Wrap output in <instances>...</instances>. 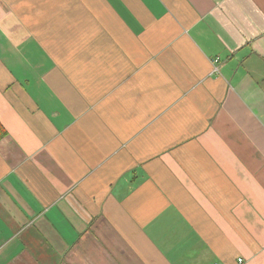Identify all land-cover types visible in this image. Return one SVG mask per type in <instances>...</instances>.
<instances>
[{
	"label": "crops",
	"instance_id": "obj_1",
	"mask_svg": "<svg viewBox=\"0 0 264 264\" xmlns=\"http://www.w3.org/2000/svg\"><path fill=\"white\" fill-rule=\"evenodd\" d=\"M0 123V264H264V0H0Z\"/></svg>",
	"mask_w": 264,
	"mask_h": 264
},
{
	"label": "trees",
	"instance_id": "obj_2",
	"mask_svg": "<svg viewBox=\"0 0 264 264\" xmlns=\"http://www.w3.org/2000/svg\"><path fill=\"white\" fill-rule=\"evenodd\" d=\"M7 131L5 129V127L0 123V140H2L3 138H5L7 136Z\"/></svg>",
	"mask_w": 264,
	"mask_h": 264
},
{
	"label": "built area",
	"instance_id": "obj_3",
	"mask_svg": "<svg viewBox=\"0 0 264 264\" xmlns=\"http://www.w3.org/2000/svg\"><path fill=\"white\" fill-rule=\"evenodd\" d=\"M215 71H217V68L215 69Z\"/></svg>",
	"mask_w": 264,
	"mask_h": 264
}]
</instances>
